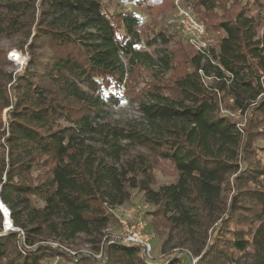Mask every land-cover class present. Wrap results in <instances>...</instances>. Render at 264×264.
<instances>
[{"label":"trees","instance_id":"1","mask_svg":"<svg viewBox=\"0 0 264 264\" xmlns=\"http://www.w3.org/2000/svg\"><path fill=\"white\" fill-rule=\"evenodd\" d=\"M180 3L217 45L199 52L180 27L182 40L154 32L104 0H0V37L35 29L14 104L0 81V196L24 231L4 233L0 213V264H44L61 255L44 241L79 235L99 252L112 210L133 189L155 207L166 259L111 240L104 261L80 255L73 264H264V143L255 145L264 140V15H247L237 0ZM150 63L160 67L151 80ZM124 100L138 103L140 121L112 120L108 105ZM223 105L252 115L247 128ZM241 156L248 164L232 183ZM167 168L175 179L155 188L154 171Z\"/></svg>","mask_w":264,"mask_h":264},{"label":"rangeland","instance_id":"2","mask_svg":"<svg viewBox=\"0 0 264 264\" xmlns=\"http://www.w3.org/2000/svg\"><path fill=\"white\" fill-rule=\"evenodd\" d=\"M238 4L247 9V15L251 17L259 18L264 15V0H237ZM105 5L109 8L110 12L116 14L120 11L133 10L137 12L142 20L148 24L149 29L154 32L163 31L170 36H173L177 40L184 39V35L180 30L178 24L176 23V12H177V3L176 0H171V3L161 4L156 6L152 10L147 7H139L135 2H121L119 0H104ZM175 3V4H174ZM180 5H182L180 3ZM264 34V19L262 20L261 26L258 30V36L261 37ZM217 34L215 32H209L207 34L208 44L211 46L217 45ZM35 38V29L33 28L31 36L27 37L26 35H18L15 37H0V81L2 83L3 93H6L11 97L13 104L16 102V94L18 93L15 88L18 85V78L22 76L28 70V60H29V46L34 42ZM143 51H147L150 55L157 60V55L155 54L154 47H142ZM37 52L46 51V48L39 47L36 50ZM20 56L18 57L17 54ZM127 63V61H126ZM160 72V67L152 65L151 63L144 70V74L147 79L151 80L153 75ZM11 75V81H7V76ZM208 83H211V80H207ZM229 105L231 102L227 100ZM14 105L7 107L2 110L1 115L3 117L4 123L8 118V111L11 110ZM110 116L113 121H118L119 123H127L129 121L141 120L142 114L139 110V105L137 102L131 100H124L120 105H108ZM221 114L229 117L233 121L238 123L240 128H247L249 118L252 115L249 113H243L241 110H232L228 109L224 105L221 108ZM260 130L264 131V120L261 123ZM4 132V129H2ZM2 131L0 132L2 134ZM6 137V136H5ZM4 139V138H3ZM264 140L259 139L255 142V145H262ZM1 145V144H0ZM2 152L0 146V153ZM8 150L6 149L5 155L8 161ZM247 157V154L245 153ZM247 159V158H246ZM248 161L242 159V156L239 158L240 170L237 173H234L231 176L232 183L236 176L243 173V165H247ZM38 173V171H36ZM154 175L157 181L155 188L159 185L169 184L175 179L174 174L170 168L166 170L156 169ZM6 177V173H4ZM234 191H230V197H232ZM155 211V207L148 202H146L144 193L139 189L131 190V197L128 201L123 203L121 206L116 207L112 210L114 214L115 222L111 224L108 228L104 230L105 237L102 239L99 244L101 250L96 251L93 247V243L90 242L91 237L84 235H79L77 238L70 241H62L55 239H48L44 241V244L51 245L55 247L61 255H58L52 259H47L44 264H50L52 260L58 259L59 264H73V262L78 261L80 255L93 256L98 261H104L106 259L105 248L111 240H123L122 236L125 233L126 226L143 221L147 225V230L150 234L153 235V250L148 259L152 262L162 261L166 259L167 255L164 251V241L165 237L157 234L154 231V221L152 212ZM110 239V240H109ZM193 263L197 258H192Z\"/></svg>","mask_w":264,"mask_h":264},{"label":"built area","instance_id":"3","mask_svg":"<svg viewBox=\"0 0 264 264\" xmlns=\"http://www.w3.org/2000/svg\"><path fill=\"white\" fill-rule=\"evenodd\" d=\"M177 12L176 23L182 29L188 42L199 52L204 53L209 48L207 41V30L195 15L188 9L180 5V0H176ZM6 177L3 176V181ZM1 188V186H0ZM0 213L3 217L2 230L4 233L13 231L24 235V231L14 225L11 208L2 200L0 196ZM122 241L128 244L139 245L143 247L144 252L150 255L153 250V235L147 230V225L143 221L126 226ZM50 264H59L56 258Z\"/></svg>","mask_w":264,"mask_h":264},{"label":"bare ground","instance_id":"4","mask_svg":"<svg viewBox=\"0 0 264 264\" xmlns=\"http://www.w3.org/2000/svg\"><path fill=\"white\" fill-rule=\"evenodd\" d=\"M15 54H17L16 52H15ZM18 55V54H17ZM18 57H20L19 55H18Z\"/></svg>","mask_w":264,"mask_h":264}]
</instances>
